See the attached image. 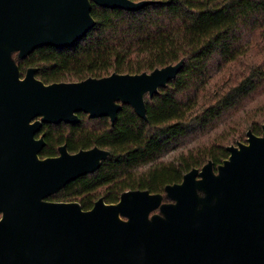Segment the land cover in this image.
Listing matches in <instances>:
<instances>
[{
	"label": "water",
	"instance_id": "1",
	"mask_svg": "<svg viewBox=\"0 0 264 264\" xmlns=\"http://www.w3.org/2000/svg\"><path fill=\"white\" fill-rule=\"evenodd\" d=\"M138 10L152 0H0V264H264V125L229 145L214 167H194L163 193L137 189L89 210L46 197L95 171L109 150L95 146L41 158L43 123H75L79 112L118 117L122 103L146 118L153 95L183 61L142 73L45 83L24 76L12 52L73 46L96 23L92 3ZM159 210L161 214H154ZM123 217L124 219H122Z\"/></svg>",
	"mask_w": 264,
	"mask_h": 264
},
{
	"label": "trees",
	"instance_id": "2",
	"mask_svg": "<svg viewBox=\"0 0 264 264\" xmlns=\"http://www.w3.org/2000/svg\"><path fill=\"white\" fill-rule=\"evenodd\" d=\"M91 13L95 25L73 46L44 45L25 57L13 51L21 75L36 67V77L49 84L150 72L181 60L183 66L145 95L146 118L122 103L114 123L84 111L75 123H43L36 134L45 140L41 158L59 155L62 145L110 152L47 200L78 201L89 210L100 197L116 203L127 190L147 189L168 202L166 185L209 161L216 168L244 126L262 134L264 0H152L138 10L93 2ZM255 47L261 60L243 62Z\"/></svg>",
	"mask_w": 264,
	"mask_h": 264
},
{
	"label": "rangeland",
	"instance_id": "3",
	"mask_svg": "<svg viewBox=\"0 0 264 264\" xmlns=\"http://www.w3.org/2000/svg\"><path fill=\"white\" fill-rule=\"evenodd\" d=\"M258 47H255L249 54L248 56L243 60V62H249V61H259L262 58L261 54L257 53ZM230 73L225 74L222 78H220L217 82V85H221L228 77H229ZM249 130V127H243V129L239 132L238 137H240V139H237V141H233L231 145H237L238 142H245L247 143V131ZM154 214H161V212L159 210H153L150 213V218L152 215ZM1 213H0V217H1ZM122 219H124L123 217H121Z\"/></svg>",
	"mask_w": 264,
	"mask_h": 264
},
{
	"label": "flooded vegetation",
	"instance_id": "4",
	"mask_svg": "<svg viewBox=\"0 0 264 264\" xmlns=\"http://www.w3.org/2000/svg\"><path fill=\"white\" fill-rule=\"evenodd\" d=\"M36 138H38V137H36Z\"/></svg>",
	"mask_w": 264,
	"mask_h": 264
}]
</instances>
